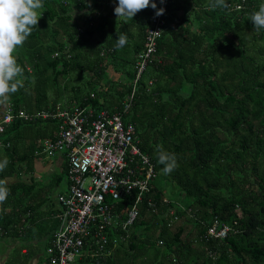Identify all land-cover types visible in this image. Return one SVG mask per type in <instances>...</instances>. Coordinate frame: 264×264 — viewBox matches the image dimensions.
<instances>
[{
    "label": "trees",
    "instance_id": "16d2710c",
    "mask_svg": "<svg viewBox=\"0 0 264 264\" xmlns=\"http://www.w3.org/2000/svg\"><path fill=\"white\" fill-rule=\"evenodd\" d=\"M154 2L157 9L119 20L127 43L117 49L118 0H42L39 24L15 53L24 87L8 102L16 110L60 102L114 112L132 96L123 121L135 126L141 150L158 174L128 239L94 264H264V29L255 30L250 21L264 0H227L233 9L240 7L230 14L210 10V0H166L156 51L135 82L136 60L159 9ZM58 124L14 118L0 133V141L9 143L0 147V161L8 160L0 179L9 188L0 205V239L17 235L22 217L33 224L43 215L38 209L45 184L31 181L33 152L37 140L53 137ZM157 145L177 157L170 174L162 172ZM21 174L29 180L19 179ZM14 175L17 180L8 182ZM167 180L184 201L165 195ZM147 196L155 208L147 206ZM214 217L229 225L223 238L207 234Z\"/></svg>",
    "mask_w": 264,
    "mask_h": 264
},
{
    "label": "built area",
    "instance_id": "2783aa9c",
    "mask_svg": "<svg viewBox=\"0 0 264 264\" xmlns=\"http://www.w3.org/2000/svg\"><path fill=\"white\" fill-rule=\"evenodd\" d=\"M165 1L157 0L159 9H164ZM164 17L165 12L152 18L146 49L138 55L135 82L156 51ZM131 98L124 101L122 111L114 112H95L91 106L60 102L35 111L16 110L9 102L0 105V133L14 118L56 119L59 123L53 137L38 140L34 151L45 159L62 154L66 162V188L57 197L59 222L51 245L45 249L44 264H94L96 258L105 259L119 241L128 239L139 204L146 194L151 196V181L158 172L141 150L135 126L123 121ZM8 145L0 141V147ZM150 196L146 203L152 208L155 202ZM162 200L168 201L164 195ZM229 229L228 224L214 217L207 234L223 238Z\"/></svg>",
    "mask_w": 264,
    "mask_h": 264
},
{
    "label": "clouds",
    "instance_id": "9594fccd",
    "mask_svg": "<svg viewBox=\"0 0 264 264\" xmlns=\"http://www.w3.org/2000/svg\"><path fill=\"white\" fill-rule=\"evenodd\" d=\"M163 2L164 0H161V3ZM148 7L157 9L154 0H118V5L114 9L119 33L115 45L117 49L123 48L127 43L126 34L119 32V20L124 19L127 22L133 19L139 11ZM41 8H43L42 0H0V104L8 102L11 94L24 87V69L18 64L15 53L19 47L24 45L34 27L39 24L42 16L39 12ZM218 8L227 10L229 14L233 10L240 11L238 5L233 9L227 0H210L209 9ZM164 11L165 9L160 8L155 15L160 16ZM250 21L255 30L264 29V3H261L258 10L251 14ZM33 155H35L34 152ZM156 155L158 163L164 166L163 174H170L178 167L175 153L164 150L162 145L156 146ZM7 164V159L0 161V171H3ZM8 196L7 181L0 179V205L7 200Z\"/></svg>",
    "mask_w": 264,
    "mask_h": 264
},
{
    "label": "crops",
    "instance_id": "0c3cea01",
    "mask_svg": "<svg viewBox=\"0 0 264 264\" xmlns=\"http://www.w3.org/2000/svg\"><path fill=\"white\" fill-rule=\"evenodd\" d=\"M43 139V138H42ZM40 140V139H39ZM38 144V140H37ZM20 149L23 150L25 145L23 143L19 144ZM37 148V145H36ZM39 159L40 165H43L44 168H47L48 165H52L49 168V176L45 182H41V177L38 173L37 163L33 161L34 171L32 173V180L39 184L40 182L45 184L43 187L44 202L40 209V212H43V215L37 216V221L33 224H27L25 217L21 218V221L16 226L19 228L17 235L3 237V241L0 240V264H4L8 259L12 258L14 264H44L46 260L45 249L51 245L52 239L50 236L53 234L54 230L58 226V217L57 214L60 211V206L57 201L58 194L63 193L66 188V179L65 176L59 182L54 181L52 183L53 177L56 175L53 172L54 163H58L61 166V173L65 172V158L62 154L54 155L51 158L45 159L44 157L37 158ZM35 160V159H34ZM38 162V161H37ZM60 174V173H58ZM65 174V173H64ZM8 177V182H14L18 177ZM28 175L21 174L19 179L29 180ZM51 183V184H50ZM55 189V191H54ZM30 212L28 211L25 216H29ZM38 215V214H37ZM26 234V228H30ZM2 230L0 229V233Z\"/></svg>",
    "mask_w": 264,
    "mask_h": 264
},
{
    "label": "rangeland",
    "instance_id": "374dc122",
    "mask_svg": "<svg viewBox=\"0 0 264 264\" xmlns=\"http://www.w3.org/2000/svg\"><path fill=\"white\" fill-rule=\"evenodd\" d=\"M136 64H137V60H136ZM108 72H109V74H111L110 76H112V78L117 79L118 74L114 73L111 67L108 68ZM74 78H75V76H74ZM84 78H86V77H84ZM84 78H80L79 80L83 81V80H85ZM72 81H73L72 84H74V83H75V79H73ZM81 83H82V82H81ZM55 104H56V103H55ZM55 104H54V105H55ZM37 161H38V162H37ZM34 162L37 163L38 171L41 170V172L38 173V175L42 178V179H41V182H45L46 179H47V177L50 175V174H49V171H50L49 168H50L52 165L50 164V165L47 166V168H44L43 165H40L41 163L39 162V159H37V158H35ZM52 173H55V174L61 173V166H60L58 163H56V162H55L54 165H53V172H52ZM45 178H46V179H45ZM41 182H40V183H41ZM162 186L164 187L165 195H167L169 198L172 197V198H176V199H180V200L184 201V200H183V196H184L183 192H181V191L179 190V188H178L175 184H172L169 180H167L166 182H163V183H162ZM54 191H55V189H54ZM173 208H174V207H173ZM174 209H175V208H174ZM187 211L189 212V209H187ZM178 221H179V223H182V222H183V218H182V219H181V218L178 219ZM189 227H190V225L187 224V225H186V228H189ZM0 240L3 241L4 239L1 238ZM1 244H2V243H0V245H1ZM118 245H119V242H118ZM125 247H127V244H126ZM160 248H161V249H160V250H161L160 252H163L162 249H165V248H162V247H160ZM153 251H154V250L150 249V251H148V252H149V255H152ZM147 254H148V253H147ZM120 260H122L123 263H128V262L126 261V258H122V259H120Z\"/></svg>",
    "mask_w": 264,
    "mask_h": 264
}]
</instances>
